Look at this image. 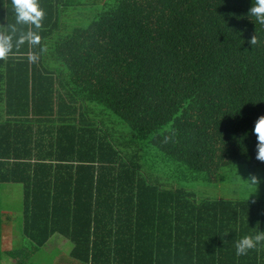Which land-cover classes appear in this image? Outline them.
Here are the masks:
<instances>
[{
	"label": "trees",
	"instance_id": "trees-1",
	"mask_svg": "<svg viewBox=\"0 0 264 264\" xmlns=\"http://www.w3.org/2000/svg\"><path fill=\"white\" fill-rule=\"evenodd\" d=\"M37 3L39 27L17 24L12 0H0V40L10 38L15 69H32L25 115L36 118L27 131L0 124V190L21 184L23 199L13 218L0 195V264H10L5 255L37 264L55 234L72 242L80 264H264V242L235 249L264 231L263 196L181 185L216 187L239 164L264 170L253 131L264 116V25L248 14L254 0H99L88 26L59 39L52 35L72 2ZM28 32L39 42L17 40ZM34 69H54L46 89ZM14 224L21 245L3 248Z\"/></svg>",
	"mask_w": 264,
	"mask_h": 264
},
{
	"label": "crops",
	"instance_id": "crops-1",
	"mask_svg": "<svg viewBox=\"0 0 264 264\" xmlns=\"http://www.w3.org/2000/svg\"><path fill=\"white\" fill-rule=\"evenodd\" d=\"M72 6L63 7L62 10L67 11ZM7 10L9 11L7 12V14H10V9L7 8ZM64 14H62V17L64 16ZM60 32L61 31L55 32L52 35V38L58 39L56 38V36L58 37ZM17 40H20V38H18ZM29 56H31V54ZM9 57L10 54H8L7 52H5L3 55H0V74H2L0 75V124L7 123L9 121L22 122L24 123L22 125V128L17 124L14 125L13 128H15L17 131H19L20 129H22L23 131H27L30 129L29 123L32 120H36L31 112L29 115H25V111L28 109L30 110L32 106V101L27 98V91L29 88L28 84L32 85V69H15V67L17 66L15 61L17 59H9ZM19 57L20 58L18 59H21V56ZM8 63H10V65H8ZM34 72H38V75L37 73H35L36 76L33 79L34 84L37 87H41V89H46L47 79L45 75L49 72H54V69H34ZM58 82L59 81L57 77H55V87H57ZM41 103L43 104L45 103V101L42 100ZM41 120H43V124ZM45 121L46 116H42V118L38 120V124H36V127H38L41 134L47 130ZM37 150L40 151L38 153H44L46 151L45 147H40ZM0 151L3 152L4 149ZM11 151L17 152L16 150H11V148H8L6 152ZM18 151L24 152L26 151V148H23V151ZM15 214L12 215L13 218H16ZM6 232L7 233L3 238L4 243L1 244L3 248L12 249L15 246L19 247L21 245V242L16 241L18 234L15 233V229L12 225L9 226ZM16 243L19 244L17 245ZM72 247L73 244L70 240L60 234H55L43 247L41 253L35 256L34 262H38L37 264H80L70 255ZM64 249H67L69 251V256L61 262L62 258L64 257L62 256V250ZM3 262L15 264V260L11 257H6V255L3 259Z\"/></svg>",
	"mask_w": 264,
	"mask_h": 264
},
{
	"label": "rangeland",
	"instance_id": "rangeland-1",
	"mask_svg": "<svg viewBox=\"0 0 264 264\" xmlns=\"http://www.w3.org/2000/svg\"><path fill=\"white\" fill-rule=\"evenodd\" d=\"M74 5L70 7L63 16V28L58 37L62 38L76 27H86L90 24L94 16L101 10L102 5L99 0H70ZM129 129L128 127L126 128ZM255 176L257 183L253 184L249 180ZM182 186L213 197L226 196L227 198H256L264 197V170L261 169L255 174H250L244 165L239 164L233 171L225 172L223 180H219L218 185L213 187L210 184L200 182H183ZM2 196V207L8 212L22 213V185L7 183L0 190ZM13 227L17 228V224ZM64 256L61 262L69 256L67 249L62 250Z\"/></svg>",
	"mask_w": 264,
	"mask_h": 264
},
{
	"label": "clouds",
	"instance_id": "clouds-1",
	"mask_svg": "<svg viewBox=\"0 0 264 264\" xmlns=\"http://www.w3.org/2000/svg\"><path fill=\"white\" fill-rule=\"evenodd\" d=\"M12 5L15 10L17 24L30 23L39 27V22L44 13L39 7L37 0H12ZM248 14L255 17L256 23L264 25V0H254ZM12 31L15 32V27L12 28ZM25 39L32 43L39 42V36L33 32H28L26 35H22L20 42H23ZM250 44H257L256 35L252 37ZM10 47V38L0 40V55L7 52ZM253 131L257 135L258 140L256 158L260 161H264V116H260L257 119ZM249 181L253 184L257 183L255 176H253ZM261 242H264V231L260 230L255 235L251 236L245 235L235 244L236 254H245L247 250L256 247Z\"/></svg>",
	"mask_w": 264,
	"mask_h": 264
}]
</instances>
